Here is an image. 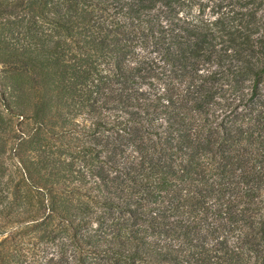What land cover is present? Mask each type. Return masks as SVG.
<instances>
[{
    "label": "trees",
    "instance_id": "obj_1",
    "mask_svg": "<svg viewBox=\"0 0 264 264\" xmlns=\"http://www.w3.org/2000/svg\"><path fill=\"white\" fill-rule=\"evenodd\" d=\"M0 264H264V0H0Z\"/></svg>",
    "mask_w": 264,
    "mask_h": 264
}]
</instances>
